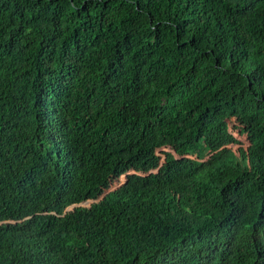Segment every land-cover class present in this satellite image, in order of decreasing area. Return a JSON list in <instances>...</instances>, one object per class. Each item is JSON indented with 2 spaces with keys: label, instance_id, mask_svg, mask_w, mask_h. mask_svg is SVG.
<instances>
[{
  "label": "trees",
  "instance_id": "16d2710c",
  "mask_svg": "<svg viewBox=\"0 0 264 264\" xmlns=\"http://www.w3.org/2000/svg\"><path fill=\"white\" fill-rule=\"evenodd\" d=\"M0 264H264V0H0Z\"/></svg>",
  "mask_w": 264,
  "mask_h": 264
},
{
  "label": "rangeland",
  "instance_id": "374dc122",
  "mask_svg": "<svg viewBox=\"0 0 264 264\" xmlns=\"http://www.w3.org/2000/svg\"><path fill=\"white\" fill-rule=\"evenodd\" d=\"M230 121H231V120H228V122H230ZM231 130H232V132L235 134V136H236L239 140H241L242 144H230V146L233 147L234 150H236L238 154H240V153H241V150H242V149H245V148L248 146L249 142H248V140L246 139V137H245L244 135L241 134V132H240L239 129H231ZM167 150H168V149H167ZM160 153H161V152H160ZM125 177H126V175H123V176L120 178L119 181H117V182L114 183V186H113V187H114V188H115V187H118L119 185H121L122 183H124V181L126 180ZM90 204H92V201H87L86 203H84V205H86V206H88V205H90Z\"/></svg>",
  "mask_w": 264,
  "mask_h": 264
},
{
  "label": "clouds",
  "instance_id": "9594fccd",
  "mask_svg": "<svg viewBox=\"0 0 264 264\" xmlns=\"http://www.w3.org/2000/svg\"><path fill=\"white\" fill-rule=\"evenodd\" d=\"M168 149V150H167ZM163 151H171V148L170 147H162V148H159L158 149V154H160L161 156H162V159H161V162H164V159H165V155L162 153ZM161 152V153H160ZM124 175H126V177H125V179L127 180V175L128 174H124ZM123 176V175H122ZM121 176V177H122ZM125 180V181H126ZM124 181V182H125ZM120 186V185H119ZM88 201H92V200H88ZM87 201H85L84 203H86ZM84 203H82L83 205H84ZM86 206V205H85Z\"/></svg>",
  "mask_w": 264,
  "mask_h": 264
}]
</instances>
